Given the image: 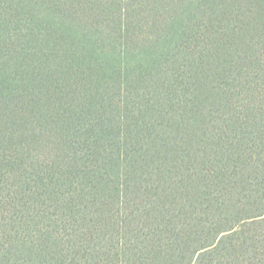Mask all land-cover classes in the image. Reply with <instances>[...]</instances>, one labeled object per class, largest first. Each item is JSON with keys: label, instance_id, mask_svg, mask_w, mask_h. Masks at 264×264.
I'll list each match as a JSON object with an SVG mask.
<instances>
[{"label": "trees", "instance_id": "trees-1", "mask_svg": "<svg viewBox=\"0 0 264 264\" xmlns=\"http://www.w3.org/2000/svg\"><path fill=\"white\" fill-rule=\"evenodd\" d=\"M0 264H264V0H0Z\"/></svg>", "mask_w": 264, "mask_h": 264}]
</instances>
